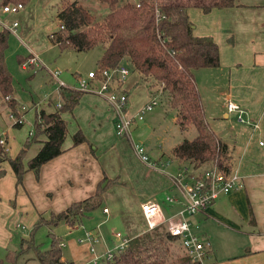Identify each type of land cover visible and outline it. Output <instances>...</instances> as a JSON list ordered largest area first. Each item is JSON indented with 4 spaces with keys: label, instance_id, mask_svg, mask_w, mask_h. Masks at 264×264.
<instances>
[{
    "label": "crops",
    "instance_id": "obj_1",
    "mask_svg": "<svg viewBox=\"0 0 264 264\" xmlns=\"http://www.w3.org/2000/svg\"><path fill=\"white\" fill-rule=\"evenodd\" d=\"M51 1L30 0L19 12L2 16L7 23L18 20L21 27V34L18 29V36L23 34L25 38L32 40L34 33L29 32L28 26L41 27L40 21L44 22V6ZM236 2L233 6L213 8L209 12L193 6L188 12L194 23L195 34L213 37L220 47V65L199 68L195 75L208 122L227 145V150H236L238 163L231 161L230 167L238 169L241 183L231 192L222 194L205 209L192 215L185 213L184 217L189 219L194 230L204 238L212 241V235L215 239L216 231L209 224L210 219H215L226 236L232 235L239 240V245L242 243V246L224 257L218 245L212 242L211 264H264V0ZM22 19L24 24L21 26ZM50 35L51 33L45 44L48 47L59 46L57 43L53 44ZM29 48L37 52V42ZM31 54L34 53H29ZM124 65L130 69L129 75L123 80L116 78L112 87L128 93L126 115L136 116L151 101L153 94L141 79L140 73L132 70L127 63ZM91 70L93 69H89ZM80 75L82 74L76 73L74 85L61 79L66 82V87L81 90L78 87ZM58 92L59 102L55 106L51 105V97H47L40 108L36 106V112L41 108L48 112L56 110L64 102L61 87H58ZM12 97L15 98L14 94ZM229 101L241 104L245 108L244 117L257 122L259 126L256 128L251 122L241 121L239 112L229 108ZM36 112L31 130L34 128ZM63 117L68 123L64 150L43 163L38 173L28 169L23 181L18 183L10 162H0V169H5V174L0 178L2 244L8 245L9 238H12V233L5 225L12 223L14 228L27 229L29 226L25 221L34 227L41 215L62 211L73 202L94 194L105 175L116 179L115 183L105 191L102 203L105 202L101 203L100 211H91L83 219L84 221L92 213L90 217L95 221L94 227L88 229L83 222L75 226H69L63 221L58 224L69 228L67 237L61 240L65 242L63 247L69 244L70 257L63 253L62 264H94L90 262L92 254L88 245L78 240L87 230L98 232L101 236V241L97 244L99 251L114 246L118 231L130 238L149 231L153 226L142 211V203L146 200H155L161 207L152 218L154 225L164 224L168 227L171 222L182 218L179 213L183 208L182 194L173 184L171 174L188 164L173 154L174 146L186 135L169 148L165 145L156 146L152 139L153 126L143 117L133 121L130 136H120L115 129V107L105 96L92 90H83L78 103L72 110L65 111ZM230 117L238 119V127H235L237 120H221ZM175 121L181 127L177 113ZM222 126H226L229 131H224ZM79 128L88 139L74 144L73 134ZM5 137L9 140L7 148L10 155L15 156L17 153L10 148L8 133ZM27 137L28 134L20 147ZM44 139L46 135L40 134L32 143L25 155V162L28 163L36 154ZM135 143L146 148L151 158L157 162L156 166H151L140 158ZM168 194H175L180 198L169 202L166 200ZM105 208H108V212ZM110 220L113 221V229L108 236L104 232V224ZM35 259L38 260L31 256L26 264L36 261Z\"/></svg>",
    "mask_w": 264,
    "mask_h": 264
},
{
    "label": "trees",
    "instance_id": "obj_2",
    "mask_svg": "<svg viewBox=\"0 0 264 264\" xmlns=\"http://www.w3.org/2000/svg\"><path fill=\"white\" fill-rule=\"evenodd\" d=\"M22 1L27 3L30 0ZM100 1L107 3L110 8L102 18H98L79 0H62L57 16L64 27L51 33L52 41L59 44L61 49L75 48L79 51L101 46L103 51L98 59V68L117 67L127 63L132 70L138 71L152 94L162 91L169 106L177 109V120L183 129L189 126H195L197 129L193 138L185 137L174 146L173 154L179 160L187 162L194 170L202 169L209 162L213 163L210 166L217 165L228 170L230 163L225 164L223 160L226 157L227 145L221 141L207 120L195 75L199 68L220 65V47L213 37L195 34L188 9L195 6L209 12L213 8L233 6L237 3L236 0ZM10 34L8 29L0 26V96L3 98H11L14 92V77L6 56ZM61 89L64 102L51 112L44 108L37 110L33 133H29L15 156L10 155L7 146L0 142V162H10L18 183L23 181L28 169L38 173L43 163L64 150L68 123L63 113L75 107L83 90L69 87ZM6 103L15 110L17 101L14 97ZM40 134H45L46 139L27 163L24 160L27 150ZM87 139L81 128L73 134L74 144ZM6 142H9L7 137ZM4 174L5 169L1 168L0 178ZM115 180L105 175L99 181L94 194L73 202L62 211L52 212V221L45 220L44 215H41L30 237H23L19 247L8 252L10 259L15 261L25 254L26 264L31 258L28 253L34 248V257L41 263L62 264L61 239L56 238L52 232L50 247L41 249L34 240L35 230L43 224L55 226L62 221L69 226L82 223L89 212L101 205L105 191ZM182 248L183 255L178 254L177 260L174 261L176 251ZM105 264L196 263L186 252L181 238L170 233L166 225L157 224L149 231L131 238L128 246Z\"/></svg>",
    "mask_w": 264,
    "mask_h": 264
},
{
    "label": "rangeland",
    "instance_id": "obj_3",
    "mask_svg": "<svg viewBox=\"0 0 264 264\" xmlns=\"http://www.w3.org/2000/svg\"><path fill=\"white\" fill-rule=\"evenodd\" d=\"M124 1L126 0H120V2ZM79 2L89 7L98 18L104 17L110 10L109 5L100 0H79ZM61 5L62 0H52L44 6V14L42 16L44 22L40 21L42 24L41 27L36 28L35 25L28 26L29 32L31 34L34 33L32 40H28L25 36H23V34L22 36L20 35V37L13 33L10 34L9 47L7 49L6 56L8 66L14 77L13 94L17 100L18 106L16 105L15 110H12L6 103V101L12 99V95L11 98H3L0 96V136H5V134L8 133L10 148L15 153L19 152L22 140L27 134L29 135L31 122H33V116L36 112V106H39L40 108L43 100L47 97H51L52 106H55L59 102V84L57 80L53 78L52 72L59 71L60 78H63L67 83L74 85L76 73L85 76L87 75L89 69L96 70L98 68L97 60L103 51L101 46H96L89 50L78 51L74 48L61 49L57 44V46L54 47H50V45L48 47L45 44L46 38H48L47 36L60 28L61 21L57 14ZM23 24L24 22L22 19L21 26ZM18 29L21 34V27L19 26ZM35 42H37L38 45L37 52H35L36 50L32 51L29 48ZM53 44L55 43L53 42ZM32 52L37 56L35 62L34 60H30V58L34 57V54L29 55V53ZM153 97L157 100V104H155V108L153 107L154 109L152 111H146L144 117L148 124L150 123L153 126L152 139L156 146L165 145L166 148H169L172 144L178 142L181 138H184L182 136L186 135L185 137L187 138H193L197 134L195 126H189L183 130L178 124H176L175 116L177 109L169 106L162 94V91L155 95L153 94ZM4 99L5 101H3ZM19 110L22 112L26 111V122L23 125H14L15 116H11V112L18 115L21 114ZM221 120H237L235 127H238L240 124L238 119H235V117ZM222 127L224 131H229L226 126ZM228 151L229 150L226 152L228 154H226V157L223 159L224 163L231 164L232 161L234 164H237L239 159L238 156H236V150L233 152L232 149L229 152ZM212 164V162H209L202 169H197L196 172H201L203 169ZM161 195L162 194H160L159 197H161ZM104 202L102 204H104ZM100 208H102V205H99L92 211L96 210V212H98L100 211ZM90 215H88L83 221V225L88 229L94 227L93 225L95 224V221H93V218H91ZM44 217L47 221H52L54 219L52 213L46 214ZM15 219L17 220V218ZM24 223L28 224L29 227L27 229L14 228L12 223L5 225V228L12 233V238H9L8 245H4L0 242V264H24L25 256L27 255L22 254L15 259V261L10 259L8 256L9 251L12 252L19 247L23 237L28 238L32 234L33 226L31 223L25 221ZM112 223L113 221L110 220L104 224V232L108 236L112 234ZM209 224L212 226L213 230L216 231L215 239L217 242L212 235V241L210 238L209 239L214 245H218L222 256L225 257L231 253L233 249H237L238 246H242V243L239 245V240L233 238L232 235L226 236L224 234L223 229L218 226V221L210 219ZM117 227L114 228L115 231ZM68 229V227L61 224L55 226L43 224L35 230L34 240L39 248L46 249L51 245L52 235L50 233L54 232L56 238L64 239L67 237ZM69 247V244L67 247H62V252L68 257H70ZM34 250L35 249L33 248L28 253V256H34ZM182 250L178 249V251H176L173 256L174 261L177 260L178 254L183 255L184 250ZM29 264L41 263L36 260L31 261Z\"/></svg>",
    "mask_w": 264,
    "mask_h": 264
},
{
    "label": "built area",
    "instance_id": "obj_4",
    "mask_svg": "<svg viewBox=\"0 0 264 264\" xmlns=\"http://www.w3.org/2000/svg\"><path fill=\"white\" fill-rule=\"evenodd\" d=\"M25 2L22 0L3 2L0 0V26L8 29L11 33L19 35V21L13 20L7 23L2 14L17 13L25 7ZM61 28L64 24L60 25ZM37 56L30 58L31 61H36ZM130 69L121 64L117 67H102L97 70H91L88 76H79L78 87L81 90H92L105 96L108 101L115 107L117 111V119L115 122L116 133L120 136H130L132 123L135 119H143L144 113L153 109L157 100L153 99L147 103L136 116L126 115V105L128 102V93L125 91H117L113 89L112 82L119 78L123 80L129 74ZM60 72H52L59 84V87H66V82L59 77ZM228 106L231 110L239 112V119L244 122H251L244 117L245 108L241 104L229 101ZM21 112V111H20ZM11 116H15L14 123L23 124L26 120L25 112L16 114L11 112ZM254 127H258L257 122H251ZM33 130H30V134ZM0 142L7 146L6 137L1 136ZM263 141H261L262 143ZM135 149L140 158L149 163L151 166H156L157 162L151 158L146 148L142 144L135 143ZM173 184L179 189L182 194L181 202L183 208L179 211L181 219L171 222L168 230L173 235L179 236L182 240L186 252L191 256L196 264H211L212 242L210 239L202 237L197 233L189 219L185 218V213L192 215L200 210L211 205L222 194H226L237 188L241 183V175L237 168H229L228 170L220 166L213 165L206 167L201 172H196L189 164H184L176 173L171 174ZM180 197L175 194H168L166 200L169 202L178 201ZM161 210L160 204L155 200H146L142 203V211L150 222L151 226H155L153 221L154 215ZM108 212V208H105ZM116 243L114 246L107 247L103 251H99L97 244L101 241V236L98 232L87 230L81 237L78 238L80 243L88 245V249L92 254L90 262L100 264L112 260L114 256L124 250L130 241V237L125 236L121 231L116 232ZM61 245L65 242L61 240Z\"/></svg>",
    "mask_w": 264,
    "mask_h": 264
}]
</instances>
